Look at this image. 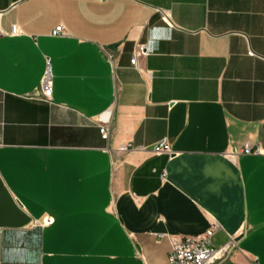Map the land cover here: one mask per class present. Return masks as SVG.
<instances>
[{
    "label": "crops",
    "instance_id": "obj_1",
    "mask_svg": "<svg viewBox=\"0 0 264 264\" xmlns=\"http://www.w3.org/2000/svg\"><path fill=\"white\" fill-rule=\"evenodd\" d=\"M213 223L264 264V0H0V264H170Z\"/></svg>",
    "mask_w": 264,
    "mask_h": 264
},
{
    "label": "built area",
    "instance_id": "obj_2",
    "mask_svg": "<svg viewBox=\"0 0 264 264\" xmlns=\"http://www.w3.org/2000/svg\"><path fill=\"white\" fill-rule=\"evenodd\" d=\"M164 19L169 21V15L164 13ZM64 27L62 25L57 26L52 32L53 36H60L63 34ZM132 64H136V57L132 59ZM41 92L44 99L50 100L53 95V77L49 62L45 73L41 81ZM102 134L107 135L108 129L106 126L100 128ZM121 151L129 150V145L120 146ZM154 154L169 153L172 154V150L167 142L164 140L155 145L152 149ZM241 152L245 154L260 153V149L252 151L249 145H246ZM238 153L237 150H232L228 153L229 156H235ZM51 222L48 218L45 223ZM219 228L217 223H213L212 226L201 235L196 236H174L171 238V249L168 254V260L170 264H220L229 260L237 248V240L235 236L230 237L229 240L221 245L214 246L212 243V237L215 231ZM253 264H258V260L255 259Z\"/></svg>",
    "mask_w": 264,
    "mask_h": 264
}]
</instances>
